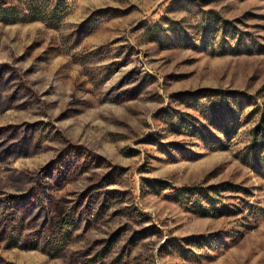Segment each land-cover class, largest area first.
I'll list each match as a JSON object with an SVG mask.
<instances>
[{"label":"rangeland","instance_id":"rangeland-1","mask_svg":"<svg viewBox=\"0 0 264 264\" xmlns=\"http://www.w3.org/2000/svg\"><path fill=\"white\" fill-rule=\"evenodd\" d=\"M32 1L0 20V264H264V0Z\"/></svg>","mask_w":264,"mask_h":264},{"label":"trees","instance_id":"trees-1","mask_svg":"<svg viewBox=\"0 0 264 264\" xmlns=\"http://www.w3.org/2000/svg\"><path fill=\"white\" fill-rule=\"evenodd\" d=\"M19 2L23 5H25V8L22 10H18L14 7L12 8H8V9H0V20L2 21H11L12 19L17 21V17L16 15L21 14L24 19H20V20H26V19H43L44 18V14H45V10L43 9V7L41 5H38L37 3L33 2L32 0H19ZM17 11V13L15 14V12ZM15 14V15H14ZM13 16V17H11ZM230 29L229 28H225L223 30V33H227ZM232 34H230L231 36ZM229 50L230 51H234L236 48H238V44H234V45H229ZM245 52H250L251 49L250 47H246V49H244ZM195 188L192 186H184L182 188H179L175 191L174 195L177 198H184V197H188L190 194L194 193ZM206 198V200H209V198H211L209 195H207V193H205L204 195Z\"/></svg>","mask_w":264,"mask_h":264}]
</instances>
